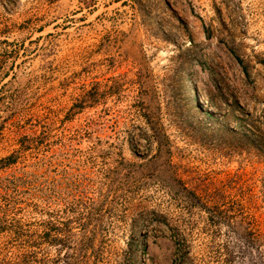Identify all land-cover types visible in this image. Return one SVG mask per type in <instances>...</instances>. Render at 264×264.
Segmentation results:
<instances>
[{
    "label": "rangeland",
    "instance_id": "1",
    "mask_svg": "<svg viewBox=\"0 0 264 264\" xmlns=\"http://www.w3.org/2000/svg\"><path fill=\"white\" fill-rule=\"evenodd\" d=\"M0 264H264V0H0Z\"/></svg>",
    "mask_w": 264,
    "mask_h": 264
},
{
    "label": "trees",
    "instance_id": "2",
    "mask_svg": "<svg viewBox=\"0 0 264 264\" xmlns=\"http://www.w3.org/2000/svg\"><path fill=\"white\" fill-rule=\"evenodd\" d=\"M241 61V60H240Z\"/></svg>",
    "mask_w": 264,
    "mask_h": 264
}]
</instances>
